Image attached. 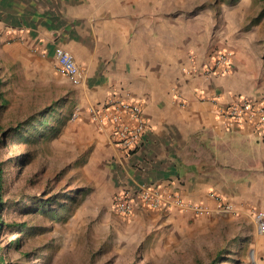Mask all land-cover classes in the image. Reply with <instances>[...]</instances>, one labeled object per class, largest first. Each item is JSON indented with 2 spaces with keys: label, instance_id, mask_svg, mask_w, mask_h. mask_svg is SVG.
Masks as SVG:
<instances>
[{
  "label": "crops",
  "instance_id": "0c3cea01",
  "mask_svg": "<svg viewBox=\"0 0 264 264\" xmlns=\"http://www.w3.org/2000/svg\"><path fill=\"white\" fill-rule=\"evenodd\" d=\"M236 17L208 0H0V41L34 58L70 50L84 75L79 134L112 149L90 112L112 97L141 105L142 147L112 172L165 195L160 209H138L144 223L185 231L264 211V133L221 113L240 95L264 98V43ZM223 50L230 69L207 74ZM255 249L264 264V239Z\"/></svg>",
  "mask_w": 264,
  "mask_h": 264
},
{
  "label": "rangeland",
  "instance_id": "374dc122",
  "mask_svg": "<svg viewBox=\"0 0 264 264\" xmlns=\"http://www.w3.org/2000/svg\"><path fill=\"white\" fill-rule=\"evenodd\" d=\"M208 1L236 10L238 28L264 43V0ZM78 94L54 54L34 58L0 41V264H254V255L262 264L255 240L264 234L252 213L185 231L151 227L136 214L141 207L127 218L115 213L120 162L106 140L103 148L94 134H79ZM44 112L48 126L30 120Z\"/></svg>",
  "mask_w": 264,
  "mask_h": 264
},
{
  "label": "built area",
  "instance_id": "2783aa9c",
  "mask_svg": "<svg viewBox=\"0 0 264 264\" xmlns=\"http://www.w3.org/2000/svg\"><path fill=\"white\" fill-rule=\"evenodd\" d=\"M59 67L76 83L82 81L83 71L77 63L75 55L62 46L54 50ZM234 53L232 50L219 51L207 74H223L230 69ZM91 113L93 120L103 130L109 139V143L116 150V159L123 162L137 152L143 144L147 122L143 116L140 104L110 98L105 107H94ZM226 125L250 126L262 130L264 133V98L256 99L251 96L240 95L221 109ZM166 200L165 195L158 187L126 184L122 186L114 200L112 209L123 217H131L139 207L160 209ZM253 219L260 233H264V211H253Z\"/></svg>",
  "mask_w": 264,
  "mask_h": 264
},
{
  "label": "trees",
  "instance_id": "16d2710c",
  "mask_svg": "<svg viewBox=\"0 0 264 264\" xmlns=\"http://www.w3.org/2000/svg\"><path fill=\"white\" fill-rule=\"evenodd\" d=\"M47 115H48V113L47 112H44V113H42V117L41 118H39V116H41V114H39L36 117H31L30 120H33V118H37V123L39 125L48 126L49 125V120L47 118ZM27 129H29L28 122H26L25 125H22L21 124L18 129L17 128H14L13 131H12V133L14 135H19V134H21V132L23 130H27ZM2 182H3V180H2V177H1V174H0V205H1L2 201H3V194H2L3 183ZM39 205H40V207L49 206L50 203L46 201L45 203H42V204H39ZM5 225H6L5 221H4L3 217L0 215V232L2 231V229L4 228ZM12 243H14L17 246V248H20L21 247L20 240L15 239ZM219 255L222 256V252H220ZM1 262H2L1 264H7L4 257H2ZM220 263L221 262H219V264ZM214 264H218V263H214Z\"/></svg>",
  "mask_w": 264,
  "mask_h": 264
}]
</instances>
